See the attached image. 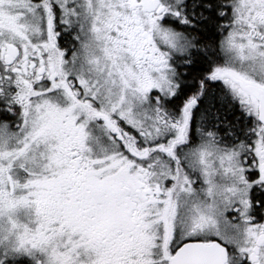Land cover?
I'll return each instance as SVG.
<instances>
[{
	"label": "snow or ice",
	"instance_id": "obj_1",
	"mask_svg": "<svg viewBox=\"0 0 264 264\" xmlns=\"http://www.w3.org/2000/svg\"><path fill=\"white\" fill-rule=\"evenodd\" d=\"M0 264H264V0H0Z\"/></svg>",
	"mask_w": 264,
	"mask_h": 264
}]
</instances>
